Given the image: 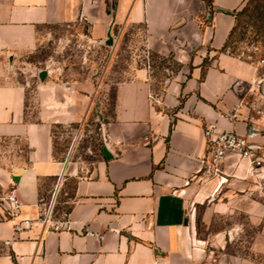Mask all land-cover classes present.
Wrapping results in <instances>:
<instances>
[{
    "label": "crops",
    "instance_id": "0c3cea01",
    "mask_svg": "<svg viewBox=\"0 0 264 264\" xmlns=\"http://www.w3.org/2000/svg\"><path fill=\"white\" fill-rule=\"evenodd\" d=\"M247 1L0 0V141L25 147L0 153V194L13 181L21 202L13 218L0 203V264H264L261 180L234 154L222 180L203 171L205 126L244 136L264 161V117L221 116L250 92L261 66L223 48ZM56 26L94 43L142 26L146 51L177 65L159 86L148 62L115 84L111 114L98 126L110 158L70 160L72 146L55 150L53 129L70 127L75 142L73 125H84L99 94L91 82L34 71L29 57L50 36L42 29ZM60 174L55 216L66 214L70 228L14 232L19 219L37 216ZM233 209L242 232L256 229L250 254L226 250L240 225H227Z\"/></svg>",
    "mask_w": 264,
    "mask_h": 264
},
{
    "label": "rangeland",
    "instance_id": "374dc122",
    "mask_svg": "<svg viewBox=\"0 0 264 264\" xmlns=\"http://www.w3.org/2000/svg\"><path fill=\"white\" fill-rule=\"evenodd\" d=\"M210 13V12H208ZM206 15V14H205ZM202 21L207 19L202 15ZM47 36L38 50L29 57L35 67V72L54 73L59 80H85L98 87V99L93 112L80 129L74 144L70 127H56L54 132V147L59 154H66L71 147L70 160L74 157L87 162L95 160L101 152L103 140L98 126L106 121L111 114L113 91L115 84L125 77L124 72L131 67L143 66L149 63L150 74L158 86L162 84L170 71L177 68L170 58H162L159 55L147 52L143 45L144 28L142 26L128 27L120 36L118 30H114V38L120 40L107 45L87 41L85 37L77 36L73 29L65 27H46ZM60 40L59 38H61ZM227 51L241 58L249 59L261 64L258 68V78L253 83L245 97L247 104L245 112L254 118L264 117V0L253 1L244 12L236 15L235 26L228 41ZM36 73V76H37ZM39 78V77H38ZM72 142V143H73ZM21 141H0V153L4 152L12 156L14 152L24 150ZM260 194H264V178L261 180ZM230 224H240L233 236L227 241L226 250L245 255L250 254L252 238L256 234L255 227L244 226V221L239 209H233L226 219ZM214 228L224 226V219H216ZM231 226V225H230ZM235 228V225H232ZM243 226V225H242ZM247 231V234H246Z\"/></svg>",
    "mask_w": 264,
    "mask_h": 264
},
{
    "label": "built area",
    "instance_id": "2783aa9c",
    "mask_svg": "<svg viewBox=\"0 0 264 264\" xmlns=\"http://www.w3.org/2000/svg\"><path fill=\"white\" fill-rule=\"evenodd\" d=\"M84 20L86 19L83 15H79L77 18L78 22ZM258 64H260V62ZM244 108H247V104L244 99H240L233 105L228 113H224L221 116L229 122L238 120L255 121L258 119L254 118L247 112L242 114L241 111ZM203 135L206 143V151L203 157V171L208 176L218 177L219 180H222V165L228 155L234 154L240 159L248 161L250 169L258 179L262 180L264 178V172L262 171L264 161L260 155L256 153V146L248 142L244 136L233 130L217 131L212 126H205L203 129ZM61 174L55 181L50 197L46 202L42 203L37 216L33 219H19L13 225L14 232L17 233L36 224L46 232L51 233L65 231L70 228V220L66 214H63L59 218L55 216V204L61 183ZM0 203L1 205H4L3 210L8 218H13L18 215L21 208V202L16 194L13 181H11L6 190L0 194ZM85 234L97 239L103 238V234L99 232L86 230ZM9 242L8 239L2 241L4 245H9Z\"/></svg>",
    "mask_w": 264,
    "mask_h": 264
},
{
    "label": "trees",
    "instance_id": "16d2710c",
    "mask_svg": "<svg viewBox=\"0 0 264 264\" xmlns=\"http://www.w3.org/2000/svg\"><path fill=\"white\" fill-rule=\"evenodd\" d=\"M253 1H258V0H248L247 3H246V5H245L240 11L236 12V15H238V14L244 12L245 10H247V9L250 7V5H251V3H252ZM236 15H235V16H236ZM233 30H234V27L232 28V30H231V32H230V34H229V36H228V39H227L226 42L224 43V46H223L224 49H226L227 46H228V41H229V39H230V37H231V35H232Z\"/></svg>",
    "mask_w": 264,
    "mask_h": 264
},
{
    "label": "water",
    "instance_id": "95a60500",
    "mask_svg": "<svg viewBox=\"0 0 264 264\" xmlns=\"http://www.w3.org/2000/svg\"><path fill=\"white\" fill-rule=\"evenodd\" d=\"M106 44H111L112 43V38L108 35L106 41H105ZM39 73H44V71H39ZM40 77V76H39ZM102 154L105 158H110L112 157L111 153L107 150V148L105 147V145H103L102 147Z\"/></svg>",
    "mask_w": 264,
    "mask_h": 264
}]
</instances>
